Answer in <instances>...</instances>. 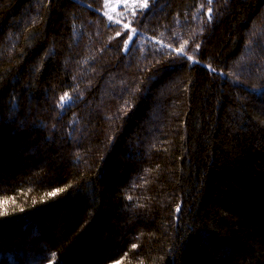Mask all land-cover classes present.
Wrapping results in <instances>:
<instances>
[{
  "label": "trees",
  "instance_id": "trees-1",
  "mask_svg": "<svg viewBox=\"0 0 264 264\" xmlns=\"http://www.w3.org/2000/svg\"><path fill=\"white\" fill-rule=\"evenodd\" d=\"M104 1L0 0V264H264V0Z\"/></svg>",
  "mask_w": 264,
  "mask_h": 264
},
{
  "label": "rangeland",
  "instance_id": "rangeland-1",
  "mask_svg": "<svg viewBox=\"0 0 264 264\" xmlns=\"http://www.w3.org/2000/svg\"><path fill=\"white\" fill-rule=\"evenodd\" d=\"M151 1L153 0H148V5ZM141 8H146L144 0H105L103 11L110 22L126 30L132 15ZM125 24L128 25L127 28L124 27Z\"/></svg>",
  "mask_w": 264,
  "mask_h": 264
},
{
  "label": "snow or ice",
  "instance_id": "snow-or-ice-1",
  "mask_svg": "<svg viewBox=\"0 0 264 264\" xmlns=\"http://www.w3.org/2000/svg\"><path fill=\"white\" fill-rule=\"evenodd\" d=\"M208 3H209V4H211V3H212V0H208ZM144 6H145V7H147V6H148V0H144ZM124 27H125V28H127V27H128V25H127V24H125V25H124ZM126 39H129V40H130V39H132V37H130V36H129V37H127ZM120 43H124V42H123V41H121ZM188 59H189V60H191V59H192V57H191V56H189V57H188ZM64 99H65V97H61V100H64ZM55 194H56V193H52V195H53V196H54ZM177 211H179V209H177ZM134 247H135V245H134Z\"/></svg>",
  "mask_w": 264,
  "mask_h": 264
}]
</instances>
